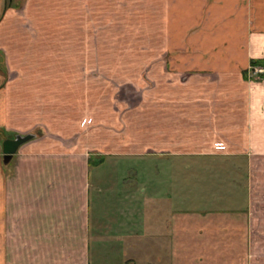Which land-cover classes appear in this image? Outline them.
Here are the masks:
<instances>
[{
    "label": "crops",
    "instance_id": "0c3cea01",
    "mask_svg": "<svg viewBox=\"0 0 264 264\" xmlns=\"http://www.w3.org/2000/svg\"><path fill=\"white\" fill-rule=\"evenodd\" d=\"M164 2L163 17L155 15L145 29V40L160 38L162 47L145 50L150 65L135 111L121 115L118 104L107 129L102 116H94L99 123L93 128L86 116L71 123L61 114L41 118L38 108L31 114L28 104L20 108L26 121L20 134L38 126L43 130L11 156L17 159H4L0 150V264H92L91 228L110 225L101 195L91 220L90 189L96 186L99 192L105 183V174L98 173L91 183V162L98 159L99 165L105 157L120 155L167 159L162 166L170 171L160 194L171 210L148 215V235L141 242L130 206L124 219L111 218L128 235L121 240L125 244H97V257L109 250L104 264H202L194 250L217 244L218 232L245 247L257 234L255 243L264 244V75L246 76L253 61L264 67V0ZM64 8L70 10L64 70L86 71L83 36L73 27L78 25L73 0ZM10 9L8 0H0V30ZM2 42L0 64L7 71ZM69 81L49 87L84 88ZM59 94L47 95L56 100ZM65 95L73 98L72 92ZM0 130V136L13 132L7 98L0 99ZM107 165L118 168L116 162ZM148 183L153 186L154 180ZM154 194L152 189L145 200L153 203ZM189 200L199 205L184 207Z\"/></svg>",
    "mask_w": 264,
    "mask_h": 264
},
{
    "label": "rangeland",
    "instance_id": "374dc122",
    "mask_svg": "<svg viewBox=\"0 0 264 264\" xmlns=\"http://www.w3.org/2000/svg\"><path fill=\"white\" fill-rule=\"evenodd\" d=\"M8 1L14 9L9 10L5 26L0 30V42L3 41V50L7 52L8 61L7 71L3 64H0V88H4L0 92V99L7 98L9 127L10 130L13 129V132L8 134L3 132L0 136L2 140L20 134V124L26 123L22 118L23 113H20V108L24 104L32 107L31 114L34 113V108H38L43 114L41 118L61 114L71 118L67 119L71 120L68 122L74 123L86 116L92 119L87 126H93V128L99 123L94 116L104 117L107 127V122L111 121L113 109H116L118 104L122 106L120 107L121 115L130 108L133 111L136 110L134 107L143 96L146 66L150 65V58L144 55L145 50H156L162 47V41L158 36L159 39L156 41H146L145 32L148 27L150 28V19L154 22L155 15L163 17L164 0H73L72 15L74 22L76 18L78 22V25L74 24L73 27L78 29V33H82V47L87 56L86 61L82 63V65L85 64L86 71L73 73H66L64 70L68 64L65 25L70 10L64 8V2L67 0ZM246 76L252 80L262 78L258 75ZM66 80L78 82V84L84 83V88L52 89L49 87L52 84L59 87ZM34 92L46 93V95L38 98L33 95ZM50 92H62V94L54 100L50 99L52 95H47ZM65 92H72L73 98L65 99ZM76 93L83 94V98L79 95L75 98ZM52 105H56V113H52L54 111ZM31 117L28 116L29 119ZM42 130L38 126L23 134L32 133L35 138L42 133ZM14 156L9 160L17 159ZM109 162H116L118 168H111L107 165ZM167 162V159L163 157L140 154L105 157L99 165L96 164L100 163V160L92 159L91 183L94 184L97 173L105 174V183L104 190L98 192L96 186L90 189L91 220L97 215L101 195L104 199L102 206L104 205L103 208L108 215L107 223L110 225L100 231L96 230V226L91 228L92 264H104L110 257L108 249H102V253L97 257V244L126 243L121 241L128 235L125 227L112 223L111 218L124 219L123 211L128 210L130 206V210L134 211L137 218V236L141 242L144 240L142 237L148 235V231L144 228L146 218L152 214L154 217L157 216L156 212L161 216L168 209L171 210L170 204H165L160 194L161 190L166 189L162 182L170 171L162 166V164L166 166ZM149 180H154L153 186L148 183ZM134 189L136 192H133ZM152 189L157 197L153 199V203L144 198V195H149ZM125 195L135 196L136 199L133 201L131 198L129 202L125 199ZM194 205L196 207L199 203L189 200L185 202L184 207ZM156 228L153 227L154 234ZM98 236L103 237V242L97 238ZM252 236L254 243L257 242L259 236L257 234ZM261 237L264 242V234ZM216 238L217 244H209L206 249L202 244L200 249L194 250L200 254L195 255L197 261L202 264L204 262L231 264V261L233 264H264V244L250 242L248 247H245V244L232 240L230 234L223 232H218ZM205 252L207 254H204ZM122 254L126 255L123 251L120 255Z\"/></svg>",
    "mask_w": 264,
    "mask_h": 264
},
{
    "label": "water",
    "instance_id": "95a60500",
    "mask_svg": "<svg viewBox=\"0 0 264 264\" xmlns=\"http://www.w3.org/2000/svg\"><path fill=\"white\" fill-rule=\"evenodd\" d=\"M34 137L32 133L16 134L12 138H4L2 140V152L4 159H10V157L17 152L19 147L31 140Z\"/></svg>",
    "mask_w": 264,
    "mask_h": 264
},
{
    "label": "built area",
    "instance_id": "2783aa9c",
    "mask_svg": "<svg viewBox=\"0 0 264 264\" xmlns=\"http://www.w3.org/2000/svg\"><path fill=\"white\" fill-rule=\"evenodd\" d=\"M264 73V67L260 65H251L248 69L247 75L249 77L255 76V75H260Z\"/></svg>",
    "mask_w": 264,
    "mask_h": 264
},
{
    "label": "trees",
    "instance_id": "16d2710c",
    "mask_svg": "<svg viewBox=\"0 0 264 264\" xmlns=\"http://www.w3.org/2000/svg\"><path fill=\"white\" fill-rule=\"evenodd\" d=\"M257 64V62H255V61H253L252 63H251V65H256ZM261 75H264V73H262V74H260V76ZM0 132H1V130H0Z\"/></svg>",
    "mask_w": 264,
    "mask_h": 264
}]
</instances>
